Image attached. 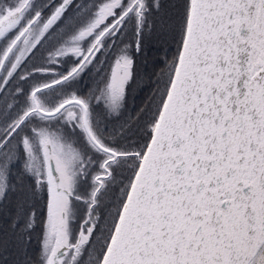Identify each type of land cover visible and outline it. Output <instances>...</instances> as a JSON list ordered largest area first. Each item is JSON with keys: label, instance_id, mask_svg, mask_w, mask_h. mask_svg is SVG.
<instances>
[{"label": "snow or ice", "instance_id": "6c2138e0", "mask_svg": "<svg viewBox=\"0 0 264 264\" xmlns=\"http://www.w3.org/2000/svg\"><path fill=\"white\" fill-rule=\"evenodd\" d=\"M10 197L0 264H264V0H0Z\"/></svg>", "mask_w": 264, "mask_h": 264}, {"label": "rangeland", "instance_id": "374dc122", "mask_svg": "<svg viewBox=\"0 0 264 264\" xmlns=\"http://www.w3.org/2000/svg\"><path fill=\"white\" fill-rule=\"evenodd\" d=\"M168 3H175L176 0H166ZM143 52L136 56V71L140 77L138 83L134 85L133 94L137 99L132 103V96L128 94L126 100V112L135 115L140 109L146 107L151 94L155 91V82L162 72L166 69L175 53V41L170 34L160 32H147L143 37ZM129 90V92L131 91ZM133 99V100H134ZM12 198H9V205L0 209V225L5 223V213L11 207ZM33 247H36L35 240ZM3 259L11 260V255L6 254Z\"/></svg>", "mask_w": 264, "mask_h": 264}, {"label": "trees", "instance_id": "16d2710c", "mask_svg": "<svg viewBox=\"0 0 264 264\" xmlns=\"http://www.w3.org/2000/svg\"><path fill=\"white\" fill-rule=\"evenodd\" d=\"M133 92H134L133 89H131V91L129 92V95L132 96V103L136 102V100H137V99H134V98H136V97L134 96ZM133 99H134V100H133Z\"/></svg>", "mask_w": 264, "mask_h": 264}]
</instances>
